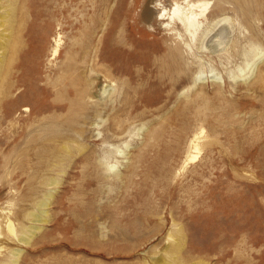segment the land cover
<instances>
[{
    "label": "rangeland",
    "instance_id": "rangeland-1",
    "mask_svg": "<svg viewBox=\"0 0 264 264\" xmlns=\"http://www.w3.org/2000/svg\"><path fill=\"white\" fill-rule=\"evenodd\" d=\"M174 1L17 0L0 136L16 124L20 152L17 165L12 146L0 152V217L41 230L29 245L2 230L0 264L19 249L16 264H157L178 242L186 264H264V0H208V22H236L213 27L205 51L158 18ZM48 127L67 136L52 157Z\"/></svg>",
    "mask_w": 264,
    "mask_h": 264
},
{
    "label": "bare ground",
    "instance_id": "bare-ground-1",
    "mask_svg": "<svg viewBox=\"0 0 264 264\" xmlns=\"http://www.w3.org/2000/svg\"><path fill=\"white\" fill-rule=\"evenodd\" d=\"M16 3H17V0H0V27L4 29L2 32H0V78H1V75L4 73V70L8 69V67L12 65L13 58L16 56V54L18 53V50H19V44H18L19 41H18V39L14 40L13 42H11L12 41V31L10 32V34H7L6 33L7 29H6V27H4L5 22L9 21V18L14 17L15 9H16ZM209 5H210V1H208V0H175L174 3H173L172 8L170 9V11L167 10L166 8H163L160 11V13H159L158 18L161 19V20H167V23L165 25H167V27L170 30H174L177 36H181L183 38L182 34L177 31V28H180L181 30H183L184 35H187V36L191 37L192 39L196 38L195 45H198L200 43L201 47H202L201 50L205 51V50H208L207 47H204L205 39L210 34V32L212 31L213 27H218V26L224 24L225 22H231V23L236 22L235 19H233L230 16L226 15L224 13L225 12L224 11L223 14H222V16H224V17L218 18L214 22V24L212 25L211 22H213L216 18H212V20L210 22H208L209 14H211V11L209 10ZM2 9H5L6 15L1 12ZM80 22L84 23L85 26H87L90 31H84V33H83V35L85 34L86 40L88 41L87 45L82 47V45L79 44V43H81V41H79V40L77 42V45L79 46L80 50H82V52H84L86 54V56L88 57V54L90 56L92 54V52H91V50H89V48L93 45L92 41H91V38L96 32L97 24H96V22H94V20L91 21V18L89 20L84 19V20H82ZM93 24H94L93 29H90ZM102 24H103V22H102ZM58 25H60V24H58ZM216 34L217 35L215 37H218L219 34L218 33H216ZM186 38H188V37H186ZM61 40H62L61 35H58L57 38L55 37V41H56V47L54 49V54L55 55L60 50ZM217 40H218V42H217ZM217 40H216L217 43L214 41L216 43V45L214 44L215 45L214 48L222 47L221 50H224V48H226V46L224 45V42H222L221 39H217ZM210 44H211V42H210ZM96 47L97 46H95V48ZM176 50L177 49L175 48L174 51H176ZM221 50H217V51H221ZM8 53H10V55H11V57H10L11 58V62L10 63L6 62V58H5ZM255 55L258 56V60H260L264 56V51L259 49L258 53H256ZM95 56H97V55H95ZM73 65H76V64H73ZM73 65H70V66L74 67ZM255 65H256V63L253 62L251 64L250 69L253 68V66H255ZM70 66H68V69L71 68ZM75 69H77V68H72V72H74ZM240 71L243 73L242 69H240ZM67 73L69 74V72H67ZM109 74H110V72H109ZM72 75H73V77L69 76L70 79H71V85L73 87H76V86H78L79 81L77 80V76L75 75V73L72 74ZM5 76H4L3 79H0L1 82H2L1 83L2 84L1 85V95H2V97L0 99V104L3 101L4 98L8 99L11 96H14L13 92H12V88H13V86L15 84L4 83V81L6 80L8 75H5ZM65 77H68V76H65ZM199 78H202V76H200ZM54 84H55V86H57L56 83H54ZM91 84H92L91 80L90 81L88 80V89L90 88ZM67 85L69 86V84H67ZM110 86H111V84H108V85L106 84V86H104V91L102 90L104 95H105V93L109 92L110 89H108V87H110ZM61 89H62V87H61ZM82 95H83L84 98L87 97L89 95V90L88 91L86 90V93H84V94L81 93V96ZM3 109H4V107H3ZM8 117L12 118V115L10 116V115H8L6 113L3 114V116L0 119L1 120L0 121V125H2L3 123H6ZM45 122H47V121H45ZM16 128H17L16 124L13 125V127H12L13 134L10 137L0 136V152L5 150L3 147L9 148V147L12 146L11 149H12L13 152L8 156L9 161H8V159H7V161L9 163H11V162L15 163V165H17L19 152H20L19 150H17L18 149V147H17L18 146V137H16V136H18V134H17V132L14 133L16 131ZM19 130H20V128H19ZM50 131H51V129H50V127H48V132H46V133H48V148L47 149H48V156L52 157V156H56V153L58 152V148L53 146V145H51V142L52 141H60V140H62L64 138H66L67 136L66 135H53V134H50ZM26 134H28V133H26ZM30 140H31V138H29V141ZM190 143H191V146H190L191 149H195L197 151L201 150V147H200V144H199L200 143L199 142V137H197L196 139H193ZM29 152H30V150H29ZM70 152H71L70 150L69 151L67 150L65 156L70 154ZM189 157H190V160H195L197 158V155H191L190 154ZM109 166H111V168L113 167V165H109ZM49 184L50 185L51 184H57L58 185V181H56L55 179H51ZM48 202H49V200L47 198V199L41 201L39 203V206L40 207H43V206L47 207L48 206ZM46 214H48L47 211H43V213L32 212V213H29L26 216L32 222L33 221L34 222L35 221H37V222H45L47 220L46 219ZM4 219L5 218H3L1 220V217H0V236L3 234L2 230H5L6 233L10 234L9 236H13V238L14 237L18 238V240L20 242H22L23 244H25V245H29L30 242L35 237V235L37 234V232L41 230V229L40 230L38 229L39 227L37 228L34 225L33 226L30 225L28 227L22 225V226H20V230L17 231V229H15L14 224H13L12 220L10 219V217L7 218V220H5V221H4ZM3 221L6 222L5 223L6 225H4V226L2 225L1 226ZM180 247H181V242H178L174 247H172L171 249H168L170 257H171V261L167 260V262H166V260L160 259V260L156 261L157 264H186L183 260L179 259L178 253H179ZM21 251L22 250H20V249L17 250L16 252L13 250L12 251V255H11L12 259L9 262H5V264H16V262L20 258Z\"/></svg>",
    "mask_w": 264,
    "mask_h": 264
},
{
    "label": "clouds",
    "instance_id": "clouds-1",
    "mask_svg": "<svg viewBox=\"0 0 264 264\" xmlns=\"http://www.w3.org/2000/svg\"><path fill=\"white\" fill-rule=\"evenodd\" d=\"M115 167H116V166H115V165H113V167H112V170H115Z\"/></svg>",
    "mask_w": 264,
    "mask_h": 264
}]
</instances>
